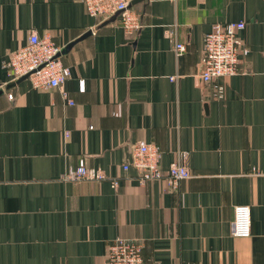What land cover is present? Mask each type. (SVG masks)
I'll list each match as a JSON object with an SVG mask.
<instances>
[{
    "label": "crops",
    "instance_id": "0c3cea01",
    "mask_svg": "<svg viewBox=\"0 0 264 264\" xmlns=\"http://www.w3.org/2000/svg\"><path fill=\"white\" fill-rule=\"evenodd\" d=\"M133 8L143 26L128 35L82 0H0V264H103L117 237L144 241L147 264H264V0ZM228 21L246 23L249 54L207 84L204 37ZM33 31L62 49L92 31L61 54L62 87L11 85L6 62ZM138 141L193 176L140 183L124 169ZM81 162L107 179L66 180ZM238 205L251 206L250 237L232 233Z\"/></svg>",
    "mask_w": 264,
    "mask_h": 264
},
{
    "label": "built area",
    "instance_id": "2783aa9c",
    "mask_svg": "<svg viewBox=\"0 0 264 264\" xmlns=\"http://www.w3.org/2000/svg\"><path fill=\"white\" fill-rule=\"evenodd\" d=\"M87 12L97 19L106 20L119 15L122 26L128 35H133L143 26L141 18L133 8L134 0H82ZM246 28L244 21L216 22L204 37L202 73L205 83L210 84L222 77L235 75L239 72L242 57L249 54V48L241 37ZM62 46L58 45L50 36L39 35L33 31L26 44L15 51L6 62L10 81H17L28 75L35 89H54L62 87L71 76V69L62 60ZM175 53L182 56L187 51L183 42H175ZM69 98L68 93H63ZM13 99L14 95L9 94ZM162 150L154 143L138 141L132 145V156L125 170L135 169L140 183L154 180L169 182L177 188L182 180L193 176L188 165L180 160L171 164L169 171L161 167ZM64 178L72 182L83 180L103 181L107 176L95 169H90L81 162L72 167ZM113 186L119 184L112 181ZM232 233L237 237L252 235V211L249 205L235 207V218ZM145 243L139 239L117 237L108 247L103 264H147L144 258Z\"/></svg>",
    "mask_w": 264,
    "mask_h": 264
},
{
    "label": "water",
    "instance_id": "95a60500",
    "mask_svg": "<svg viewBox=\"0 0 264 264\" xmlns=\"http://www.w3.org/2000/svg\"><path fill=\"white\" fill-rule=\"evenodd\" d=\"M143 1H145V0H134L133 3H132V5H134V4L138 3V2H143ZM91 33H92V31H88V32H87L83 37H81L80 39H78V40H76V41H73V42L69 43V45H68L67 47H65V48L62 50L61 54L66 53L69 49H71V47H73L74 44H76L79 40L83 39L85 36L90 35ZM27 78H28V75L22 77L21 79L17 80L16 82H12V84L10 83V84L13 85V84H15V83H19V82H21L22 80L27 79Z\"/></svg>",
    "mask_w": 264,
    "mask_h": 264
}]
</instances>
